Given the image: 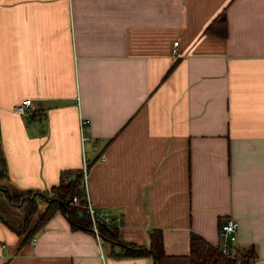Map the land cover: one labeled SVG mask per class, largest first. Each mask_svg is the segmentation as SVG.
<instances>
[{
    "label": "crops",
    "instance_id": "0c3cea01",
    "mask_svg": "<svg viewBox=\"0 0 264 264\" xmlns=\"http://www.w3.org/2000/svg\"><path fill=\"white\" fill-rule=\"evenodd\" d=\"M0 145L12 195L86 157L97 218L124 245L160 230L161 264H188L192 234L222 247L228 218L264 264V0H0ZM34 238L0 221V264H154L62 211Z\"/></svg>",
    "mask_w": 264,
    "mask_h": 264
},
{
    "label": "trees",
    "instance_id": "16d2710c",
    "mask_svg": "<svg viewBox=\"0 0 264 264\" xmlns=\"http://www.w3.org/2000/svg\"><path fill=\"white\" fill-rule=\"evenodd\" d=\"M208 30L217 34H227L226 18L215 19ZM67 173L75 174L73 179L66 178ZM7 178L6 161L0 145V179ZM86 189L83 178V169L71 170L63 173L58 185L52 186L47 191L28 190L23 194L12 195L7 187L0 185V221L9 226L19 236H23L25 242H30L39 233L47 221L57 212L62 211L68 217L73 229H84L95 232V224L102 241L111 245H121L123 256L142 257L151 256L154 264H161L166 256L163 233L160 230L152 232L150 247H136L124 245L118 235L117 229L104 220L97 219L96 223L91 219L86 199ZM77 196L79 203H74ZM45 200L46 206L39 212V200ZM22 210V216L17 210ZM18 217L12 221L11 216ZM38 215V217H36ZM190 254L188 264H254L257 252L254 247L240 248L233 246L232 253L226 255L221 247L208 243L198 234H192L190 240Z\"/></svg>",
    "mask_w": 264,
    "mask_h": 264
},
{
    "label": "built area",
    "instance_id": "2783aa9c",
    "mask_svg": "<svg viewBox=\"0 0 264 264\" xmlns=\"http://www.w3.org/2000/svg\"><path fill=\"white\" fill-rule=\"evenodd\" d=\"M178 42L175 43V45H177ZM13 111L21 116H25V115H35L36 116V109H35V103L33 101V99L31 98H26L23 101H21L20 103H18L17 105L14 106ZM83 141H89L88 137H83ZM83 178H84V184H85V189H86V199H87V203H88V207L90 209V212L92 214V218L94 221V224L96 223L97 215L91 205V201H90V197L87 191V178H88V172H89V164H88V160L85 157L84 161H83ZM74 203H79V199L77 196L74 197L73 199ZM238 231H239V227H238V223L235 219L233 218H228L226 219L220 226V236L223 239V245L221 247L222 251L224 254L226 255H230L232 253V249L233 246L237 244L238 241ZM95 234L97 236V238L100 241V234L99 231L96 227L95 224ZM33 244H35L37 242V238H33L32 240Z\"/></svg>",
    "mask_w": 264,
    "mask_h": 264
},
{
    "label": "rangeland",
    "instance_id": "374dc122",
    "mask_svg": "<svg viewBox=\"0 0 264 264\" xmlns=\"http://www.w3.org/2000/svg\"><path fill=\"white\" fill-rule=\"evenodd\" d=\"M8 182H7V180H6V178H4V177H1V179H0V185H3L4 187H7L8 188V184H7ZM9 188H10V186H9ZM9 190V189H8ZM11 190H12V192L13 193H15V194H13V195H19V193L17 192V190H16V188H12L11 187ZM39 205H40V209H39V212H42L43 210H44V208H45V206H46V201L43 199H41V200H39ZM89 208V207H88ZM17 210V209H16ZM18 212H20V217L19 218H21V216H22V210H17ZM89 212H90V209H89ZM90 215H91V219L93 220V218H92V214H91V212H90ZM10 216H11V220L12 221H14V220H16V218L18 217L16 214H14V216H12L11 214H10ZM36 217H38V215L36 216Z\"/></svg>",
    "mask_w": 264,
    "mask_h": 264
}]
</instances>
